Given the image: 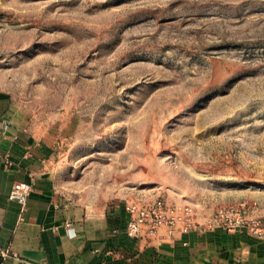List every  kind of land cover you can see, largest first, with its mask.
Returning a JSON list of instances; mask_svg holds the SVG:
<instances>
[{"label":"rangeland","instance_id":"374dc122","mask_svg":"<svg viewBox=\"0 0 264 264\" xmlns=\"http://www.w3.org/2000/svg\"><path fill=\"white\" fill-rule=\"evenodd\" d=\"M0 96L74 200L264 215V0H0Z\"/></svg>","mask_w":264,"mask_h":264},{"label":"crops","instance_id":"0c3cea01","mask_svg":"<svg viewBox=\"0 0 264 264\" xmlns=\"http://www.w3.org/2000/svg\"><path fill=\"white\" fill-rule=\"evenodd\" d=\"M0 96V264H264V238L243 229L203 227L172 238L123 231L121 206L87 204L56 184L51 146L8 117ZM14 182H30L24 206L7 197Z\"/></svg>","mask_w":264,"mask_h":264},{"label":"built area","instance_id":"2783aa9c","mask_svg":"<svg viewBox=\"0 0 264 264\" xmlns=\"http://www.w3.org/2000/svg\"><path fill=\"white\" fill-rule=\"evenodd\" d=\"M30 182H14L7 197L24 206L30 195ZM250 203L241 201L220 207L212 212L203 227L219 226L228 232L246 230L250 235L264 238V215H253L249 211ZM127 217L123 225L124 233L135 238L143 233L156 234L161 228L163 236L172 238L177 233H185L192 229L197 221L191 206L169 205L163 199L139 203L131 201L124 206ZM13 255L8 250L0 248V256ZM97 264H105L99 262Z\"/></svg>","mask_w":264,"mask_h":264}]
</instances>
